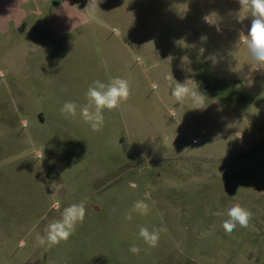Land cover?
<instances>
[{"label": "rangeland", "instance_id": "374dc122", "mask_svg": "<svg viewBox=\"0 0 264 264\" xmlns=\"http://www.w3.org/2000/svg\"><path fill=\"white\" fill-rule=\"evenodd\" d=\"M239 11L238 0H0V264H264V69L238 40L251 25ZM114 77L131 95L94 131L80 115L87 89ZM176 82L205 107L176 103ZM79 202L71 237L41 246ZM237 203L252 218L228 234ZM141 226L164 229L156 247Z\"/></svg>", "mask_w": 264, "mask_h": 264}, {"label": "clouds", "instance_id": "9594fccd", "mask_svg": "<svg viewBox=\"0 0 264 264\" xmlns=\"http://www.w3.org/2000/svg\"><path fill=\"white\" fill-rule=\"evenodd\" d=\"M238 3L240 5L239 13L246 14L242 18L251 17V25L247 34L240 32L238 40L246 48L253 68L256 70L264 69V0H238ZM156 87L157 85L154 84L153 88ZM130 95V85L126 79L114 77L110 78L107 83L95 80L87 89L86 98L88 102L81 107L80 115L94 131H98L103 124L104 110L118 109L122 103L127 102ZM171 96L176 103H183L187 98H192L195 102L194 109L205 107V96L197 89L190 88L186 82H176L171 90ZM61 113L75 117L77 105L74 102L66 101L61 108ZM52 207L59 210L60 202L54 201ZM133 211L147 215L149 205L144 200H138L133 206ZM85 215L86 208L83 202L73 203L64 208L61 217L47 225L46 234L38 237L39 244L52 246L67 241L75 232L77 225L83 222ZM126 218L131 220V214ZM251 218L250 210L238 203L232 204L227 210V219L223 220L222 227L226 233L230 234L237 226L247 228ZM163 230V228H153L150 231L148 227L141 226L138 235L149 247H156L160 239V232ZM129 251L133 254H139L140 249L133 244Z\"/></svg>", "mask_w": 264, "mask_h": 264}]
</instances>
